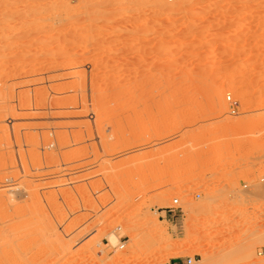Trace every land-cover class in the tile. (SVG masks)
<instances>
[{"label":"rangeland","instance_id":"1","mask_svg":"<svg viewBox=\"0 0 264 264\" xmlns=\"http://www.w3.org/2000/svg\"><path fill=\"white\" fill-rule=\"evenodd\" d=\"M152 1L0 0V264H264V0Z\"/></svg>","mask_w":264,"mask_h":264},{"label":"built area","instance_id":"2","mask_svg":"<svg viewBox=\"0 0 264 264\" xmlns=\"http://www.w3.org/2000/svg\"><path fill=\"white\" fill-rule=\"evenodd\" d=\"M168 3H177L179 2L180 0H166ZM226 100L228 101V103L230 104V109H231V113L233 114H236L238 112V107H239V103L237 100H235L232 95L228 94L226 96ZM247 186V185H246ZM174 205L173 206H170L168 208H166L167 210H165L166 212H170V220L171 222L175 223V220H176V216H178L179 214V206H178V203H179V199H174L173 201ZM123 246V245H122ZM120 246V247H122ZM196 258L195 257H185V264H192L193 261H195Z\"/></svg>","mask_w":264,"mask_h":264},{"label":"bare ground","instance_id":"3","mask_svg":"<svg viewBox=\"0 0 264 264\" xmlns=\"http://www.w3.org/2000/svg\"><path fill=\"white\" fill-rule=\"evenodd\" d=\"M153 2V4H155V5H157V6H162V5H164V1L163 0H153L152 1ZM183 2V1H182ZM213 4V2H210L209 3V5H212ZM184 6V5H183ZM181 8H183L182 7V5H180V4H176V5H174V7L170 10V13H172V14H175V13H178L180 10H181ZM63 49H65V48H63ZM76 59L75 58H72V60H71V64L72 65H75L76 64ZM249 65H248V63L246 62V61H243V62H240L237 66H236V68L234 69V73H240V72H243L244 70H246L247 69V67H248ZM130 86V85H129ZM143 86V85H142ZM141 87V86H140ZM129 88H131V87H129ZM136 88H137V86H136ZM122 89V88H121ZM134 89V88H133ZM139 89V88H138ZM138 89H136V90H138ZM129 90V89H128ZM122 91H124V89L122 90ZM125 92V91H124ZM123 92V93H124ZM114 93H117V91L115 92L114 91ZM113 93V94H114ZM122 93V94H123ZM121 94V93H120ZM117 95V94H116ZM138 113V112H137ZM135 114V113H134ZM140 114V113H139ZM139 114H137V115H139ZM136 115V114H135ZM140 116V115H139ZM138 117V116H137ZM131 121H132V119H131ZM65 137V136H64ZM65 139V138H64ZM24 244H25V242H24ZM12 246V245H11ZM19 246V245H18ZM9 247V246H8ZM20 248V247H19ZM22 248V247H21ZM11 249H13V248H10V250ZM24 249V248H23ZM9 250V251H10ZM1 251V250H0ZM5 251V250H4ZM2 252V251H1ZM7 252H8V250H7ZM3 255L5 254V253H2ZM15 255V254H14ZM15 256H17V255H15ZM0 258H1V256H0ZM3 258V257H2ZM1 258V259H2ZM4 259H5V256H4ZM8 259V258H7ZM7 261V260H6ZM14 261V260H13ZM4 262V261H3Z\"/></svg>","mask_w":264,"mask_h":264},{"label":"crops","instance_id":"4","mask_svg":"<svg viewBox=\"0 0 264 264\" xmlns=\"http://www.w3.org/2000/svg\"><path fill=\"white\" fill-rule=\"evenodd\" d=\"M169 264H185V258L182 259H172Z\"/></svg>","mask_w":264,"mask_h":264}]
</instances>
